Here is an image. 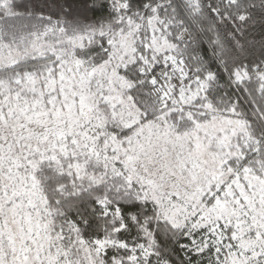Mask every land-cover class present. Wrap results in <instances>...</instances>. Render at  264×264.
<instances>
[{
	"label": "snow or ice",
	"instance_id": "snow-or-ice-1",
	"mask_svg": "<svg viewBox=\"0 0 264 264\" xmlns=\"http://www.w3.org/2000/svg\"><path fill=\"white\" fill-rule=\"evenodd\" d=\"M0 264H264V0H0Z\"/></svg>",
	"mask_w": 264,
	"mask_h": 264
}]
</instances>
